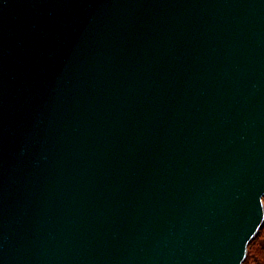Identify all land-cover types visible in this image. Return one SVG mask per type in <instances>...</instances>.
<instances>
[{
	"label": "water",
	"instance_id": "1",
	"mask_svg": "<svg viewBox=\"0 0 264 264\" xmlns=\"http://www.w3.org/2000/svg\"><path fill=\"white\" fill-rule=\"evenodd\" d=\"M263 197L264 0H0V264H243Z\"/></svg>",
	"mask_w": 264,
	"mask_h": 264
},
{
	"label": "trees",
	"instance_id": "2",
	"mask_svg": "<svg viewBox=\"0 0 264 264\" xmlns=\"http://www.w3.org/2000/svg\"><path fill=\"white\" fill-rule=\"evenodd\" d=\"M244 264H264V222L248 246Z\"/></svg>",
	"mask_w": 264,
	"mask_h": 264
}]
</instances>
